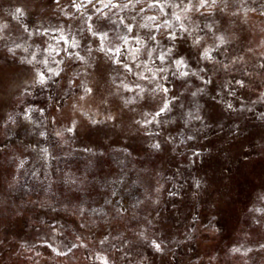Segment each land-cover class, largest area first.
<instances>
[{"label":"clouds","instance_id":"obj_1","mask_svg":"<svg viewBox=\"0 0 264 264\" xmlns=\"http://www.w3.org/2000/svg\"><path fill=\"white\" fill-rule=\"evenodd\" d=\"M0 264H264V0H0Z\"/></svg>","mask_w":264,"mask_h":264}]
</instances>
